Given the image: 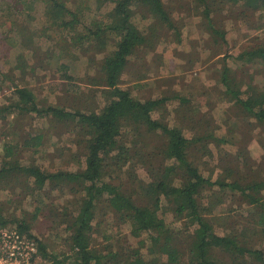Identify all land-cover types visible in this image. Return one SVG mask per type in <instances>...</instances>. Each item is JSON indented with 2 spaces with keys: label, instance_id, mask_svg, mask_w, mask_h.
Segmentation results:
<instances>
[{
  "label": "rangeland",
  "instance_id": "rangeland-1",
  "mask_svg": "<svg viewBox=\"0 0 264 264\" xmlns=\"http://www.w3.org/2000/svg\"><path fill=\"white\" fill-rule=\"evenodd\" d=\"M46 1L49 0H0V106L14 102L12 89L17 86L30 89L40 108L53 105L66 110H97L108 99L107 92H103L105 78L101 65L112 43L108 38L97 44V39L90 43L86 37L80 40L78 37L85 33V26L100 19L113 3L108 0H59L79 18L74 28H62L47 14ZM162 1L169 12L171 27L158 25L145 9L135 8L132 20L146 37V42L129 57L119 86L129 89L141 100L178 96L154 111L152 116L169 125H179L187 135L194 133L197 136L205 130L217 137L224 136L227 143L222 145L223 149L238 155L247 153L243 160L240 158L239 162L228 164L220 160L221 148L211 141L209 148L213 155L199 157L198 166L204 175L213 173L212 177H216L225 167H231L243 183L264 180V128L253 116L230 102L220 81L221 72L227 65L237 79H244L256 87L264 85L261 64H258L261 69L246 64L248 69L243 70L240 61L234 57L264 40V8L248 6L243 0L236 3L214 1L210 16L214 18V25L225 31L223 43L211 37L199 1ZM245 72L251 73L252 77ZM183 98L187 102L185 105L180 104ZM190 126L194 128L191 130ZM38 135L37 145H22L28 137ZM79 139L69 124L14 107L0 120V156L3 144L10 142L17 148V159L25 166L34 163L47 171L78 170L84 165V156L77 143ZM124 140L131 151L140 146L142 150L152 149L142 145L141 139L136 144L133 132ZM148 140L157 147L164 143L154 134ZM132 164L128 166H132L141 179L152 180L144 162L134 159ZM24 177L16 173L0 181V216L9 225L23 220L49 253L63 257L69 250L63 212L74 211V206L65 202L74 195L57 189L48 193L51 189L46 187L42 193L29 195L22 185ZM108 179L124 185L129 191L138 192V186L130 182L126 173L112 172ZM27 180L33 183L32 178ZM257 195L264 201V190ZM224 201L216 208V214L225 216L229 212L234 215L231 219L238 221V228L245 229L250 245L264 252V231L252 229V222L261 229L257 224V208L229 191ZM166 210L164 207L160 212L165 213L162 215L166 222L171 227H180L181 223L173 222L172 214ZM112 213L111 210H96L92 238L95 249L101 251L107 245L119 244L118 229L134 246L142 240L148 243L146 234L132 236L128 224L115 228L116 217ZM142 252L146 249L142 248Z\"/></svg>",
  "mask_w": 264,
  "mask_h": 264
},
{
  "label": "trees",
  "instance_id": "trees-1",
  "mask_svg": "<svg viewBox=\"0 0 264 264\" xmlns=\"http://www.w3.org/2000/svg\"><path fill=\"white\" fill-rule=\"evenodd\" d=\"M108 1L113 3V7L100 19L93 20L90 26H85V33L78 37V40L86 37L90 43L97 39V44L108 38L112 43L101 65L105 78L103 92H107L108 98L101 108L92 111L66 110L53 105L40 108L30 89L17 86L12 89L14 102L0 106V120L6 118L14 107L18 111L46 115L61 124H69L80 137L77 143L84 156V165L74 171H47L34 163L22 165L17 159L18 154H15L16 146L10 142L3 144L0 156V181L20 173L25 176L22 185L28 189L29 195L42 193L45 187L51 189L48 193L57 189L74 195L73 199L65 201L74 206V211L63 212L67 222L65 241L69 250L63 257L49 253L46 245L34 237L29 224L20 220L13 226L33 240L38 254L51 264H264V252L250 245L245 229L238 228V221L231 219L234 215L228 212L220 216L215 211L224 204L227 192H232L257 208V224L261 229L254 222L252 229L264 231V201L257 195L264 190V180L243 183L231 167H225L219 175L212 177L213 173L204 175L198 166L200 156L213 155L209 148L211 141L221 148L220 160L228 164L239 162L240 158L243 160L247 153L238 155L223 149L222 145L227 143L224 136L217 137L205 130L197 136L194 133L187 135L179 125H169L165 120L152 116L154 111L178 96L163 95L141 100L134 97L129 89L119 86L129 57L146 42V37L132 20L135 8L145 9L158 25L171 27L163 1ZM197 1L211 37L225 43V31L217 28L210 16L211 4L216 0ZM226 1L236 3L240 0ZM243 1L248 6L264 8V0ZM46 10L58 27L74 28L79 23L77 13L59 0L46 1ZM234 57L240 61L243 70L248 69L247 65L261 69L264 67V40ZM232 73L227 65L221 72L224 94L264 128V85L247 84ZM245 74L252 77L251 73ZM180 102L181 105L187 103L184 98ZM184 112L187 113L188 109ZM192 128L194 126H190ZM131 132L135 135L136 144L141 139L142 145L152 149L142 150L140 146L131 151L124 140ZM152 134L164 143L158 147L150 144L148 137ZM39 138L40 135L30 136L22 145L35 146ZM134 159L144 162L153 176L152 180L144 181L132 166H128L133 165ZM112 172L126 173L130 182L138 186V192L109 181L108 176ZM27 178H32L34 184ZM164 207L172 214L173 222L181 223L180 227H171L166 222L162 215L165 213H160ZM96 210H111L116 217L115 228L128 224L132 236L146 234L148 243L142 240L134 246L118 229L119 244H110L98 251L92 245ZM7 223L0 216V225L8 226ZM142 248L146 249L145 253Z\"/></svg>",
  "mask_w": 264,
  "mask_h": 264
},
{
  "label": "built area",
  "instance_id": "built-area-1",
  "mask_svg": "<svg viewBox=\"0 0 264 264\" xmlns=\"http://www.w3.org/2000/svg\"><path fill=\"white\" fill-rule=\"evenodd\" d=\"M0 264H48V261L38 254L35 242L16 226L0 225Z\"/></svg>",
  "mask_w": 264,
  "mask_h": 264
}]
</instances>
